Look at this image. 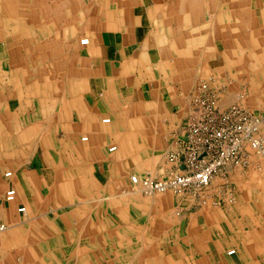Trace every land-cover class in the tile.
<instances>
[{
	"label": "crops",
	"instance_id": "1",
	"mask_svg": "<svg viewBox=\"0 0 264 264\" xmlns=\"http://www.w3.org/2000/svg\"><path fill=\"white\" fill-rule=\"evenodd\" d=\"M12 1L0 0V21H20L14 17ZM51 1L48 6L46 0L44 12L61 1L66 10L62 19L73 10L76 21H47L45 12L46 21H35L34 26L29 23L31 32L47 29L43 43L32 36L27 42V25L17 28L21 37H11L5 23H0V77L14 76L9 81L7 76L0 80V225H8L0 229V264L18 263L19 259L11 261L12 255L21 256L20 264H69L75 251L80 254L82 250L78 240L90 219L94 224L100 220L111 230L120 228L126 217L118 212L128 197L112 195L114 175L123 174L126 164L134 167L130 155L138 150L160 154L165 126L171 130L170 121L184 123L189 95L204 82L195 85L198 57L194 55L197 40L193 37L198 27L206 26L212 31L209 41H221L224 46L231 42L230 33L236 31L230 26L245 24L221 21V12L214 21L215 3H229L230 8L231 0H94V21H80V0ZM232 6L244 13L248 9L246 0H235ZM30 8L34 7L21 6L19 15L24 16ZM61 22L62 33H52L53 24ZM75 23L81 28L75 29ZM250 25L264 24L253 21ZM186 26L191 27L190 32L185 33ZM218 26L225 30L219 31L221 38L214 37ZM86 33L89 45L80 47L79 39ZM188 34L193 41L190 50L183 45ZM213 56L209 67L218 74L217 65L223 58ZM45 57L59 58L61 65L54 66L56 61L50 60L47 66ZM218 84L226 86L222 107H228L231 103L225 98L230 88ZM56 147L60 151L66 147L67 153L73 152L78 159L49 166L38 157L58 153ZM113 147L116 150L111 152ZM148 162L142 161L137 167L141 163L148 166ZM96 165L101 170L97 174ZM104 168L111 173L107 186H102ZM7 173L11 176L6 177ZM12 188L17 191V200L8 204L5 194ZM22 207L26 209L23 216L18 212ZM25 216L31 217L29 221ZM189 243L179 242L178 260L161 258L157 264H201ZM127 246L128 254L117 256L115 264H156L136 253L139 248ZM237 260L230 264H239L238 255ZM98 261L101 263V258ZM221 262L226 264L223 259Z\"/></svg>",
	"mask_w": 264,
	"mask_h": 264
},
{
	"label": "rangeland",
	"instance_id": "2",
	"mask_svg": "<svg viewBox=\"0 0 264 264\" xmlns=\"http://www.w3.org/2000/svg\"><path fill=\"white\" fill-rule=\"evenodd\" d=\"M234 1L231 0L230 8L229 3L224 4L223 2L222 4L221 1L218 4L215 3L216 8L213 15L214 21L221 12L223 13V16L220 17L221 21L245 23L244 26H230L231 31L233 28L236 30L233 35L230 33V43H224L223 46L221 41L215 43L209 41L212 31L209 32L206 26L198 27L197 33L193 37V41L197 40L196 43L194 42V55L198 57L196 58L197 73L194 74V77H197L195 85L197 86L201 81L212 80L217 83H225L230 88L229 95L225 98L228 104L236 103L256 112L261 117V137L264 139V25L256 27L250 25L253 21H262L264 24V0L256 2L258 9L254 8V0H246L245 7L248 9L245 13L243 9L238 10V7L232 6ZM45 2L46 0H13V9L16 12L14 17H18L17 19L20 21H0V23H5L11 37L16 34L21 37L17 28H20L21 24L27 25L25 26L27 27V42L29 43L32 36L43 43L46 39L47 29L37 28L31 32L29 23L34 26L35 21H46V14L48 15L47 21H76L73 10L66 20L62 19V13L65 15L66 10L62 9L61 1H55L53 7L45 10V14L43 11ZM50 3L52 4V1L48 0V6ZM26 5H32L34 8H30L28 12L25 11L27 14L24 16L19 15L20 7ZM35 5L44 6L36 9ZM80 6L84 8V12L81 7L77 11V14L81 16L80 21H94V0H80ZM225 6L228 7L224 8ZM226 15L231 16V19L228 18V20ZM31 20L33 22H30ZM53 25L52 33L61 34L62 22ZM86 26L87 29L90 27L87 23ZM78 27L81 28L75 23L74 28ZM190 28V26H186L185 33L190 32ZM217 28L218 31L214 32V37L221 38L220 34L225 30L221 31L222 27L219 26ZM171 31L173 32V30ZM195 31L196 29H194ZM87 33L79 39L80 47L89 45L82 44V40L85 39L90 42ZM236 33L237 36H235ZM185 40L184 48L190 50V44L193 41H189V34ZM216 45L219 48L217 50L215 49ZM0 46H3V43ZM213 54H218L220 58H223L217 65L220 68L218 74L213 73L209 67V63L214 57ZM58 59L45 57L43 62L50 66V60H55L54 66L61 65L58 63ZM73 60H71V64ZM18 61H20L19 58ZM6 76L7 81L14 77L8 74ZM6 76L0 77L1 82L6 80ZM105 118H109V116ZM172 121H170L172 123L171 130L170 127L165 126L167 132H165L166 137L162 139V147H159L160 154H144L143 150H138L134 155H130L134 167L126 164L127 170H124L123 174L114 175L115 186L112 195L117 193L128 197L125 204L122 205L123 209L118 212L122 217H126L125 222H122L120 228L115 226L111 230L109 225L99 223L100 220L94 224L90 223L92 222L90 219L83 228L84 235L78 240L82 245V250H80V254L79 251H75V254L70 257L69 264H110L108 262L115 264L118 261L117 256L124 258L128 254L127 244L130 248H139L136 253L139 252L140 256L148 257L152 263L156 262L157 264L161 258L168 257L178 260L181 252L177 247L179 242L184 240L191 242L188 247H191L193 254H197L201 264L204 262L207 264L208 258L211 264H223L222 259L226 264H230L233 261L238 262L237 255L239 264H264V244L262 243V240L264 242V156L252 155L247 164L228 167L215 175L210 184L202 189L191 187L184 191L156 192L146 195L131 184L130 179L135 175L141 178L147 176L160 178L164 174L167 168L166 154L174 143L176 132L183 125L179 120ZM49 141L54 143L52 139ZM51 146L55 150L53 144ZM58 148L56 147V149ZM62 150L64 151L62 152ZM67 152V148L64 147L61 151L58 149V153L42 154L38 157H41V161L49 166L60 165L61 162L67 164L73 159H78L76 154L73 155V152ZM153 158L155 160L151 164L150 161ZM142 161H149L148 166L141 163L142 165L137 167L138 163ZM45 163L43 164L45 165ZM163 164L166 168L163 167ZM97 166L96 174L100 170ZM49 169L52 171L51 167ZM104 169L106 172L102 179V186H107L105 184L109 181L111 173L108 168ZM50 180L53 181L52 178ZM5 202L13 203L6 200ZM140 202L144 204L142 207ZM71 203L69 205L72 208ZM21 214L25 215V213ZM30 218L25 216L24 220L29 221ZM118 219L120 221V218ZM1 226L5 225H0V228ZM6 226L8 227V225ZM31 237L33 239V234ZM254 243L256 244L254 245ZM8 253L12 254L15 251L8 250ZM3 254L6 258V249L3 250ZM20 257L12 255L11 261L19 259L16 264H20L22 262ZM98 258H101V263ZM65 261L67 262V259ZM63 264L66 263L63 262Z\"/></svg>",
	"mask_w": 264,
	"mask_h": 264
},
{
	"label": "built area",
	"instance_id": "3",
	"mask_svg": "<svg viewBox=\"0 0 264 264\" xmlns=\"http://www.w3.org/2000/svg\"><path fill=\"white\" fill-rule=\"evenodd\" d=\"M88 45L89 40H83ZM226 86L214 80L201 82L189 95L182 127L166 154L167 168L160 178L132 176L134 187L146 195L208 186L215 175L231 166H243L252 155L264 156L261 117L238 104L222 107ZM7 173L6 177H10ZM12 188L5 200H16ZM25 213V207L19 209ZM1 230L5 226H1Z\"/></svg>",
	"mask_w": 264,
	"mask_h": 264
},
{
	"label": "bare ground",
	"instance_id": "4",
	"mask_svg": "<svg viewBox=\"0 0 264 264\" xmlns=\"http://www.w3.org/2000/svg\"><path fill=\"white\" fill-rule=\"evenodd\" d=\"M115 150H116V148H112V149H111V152H113V151H115Z\"/></svg>",
	"mask_w": 264,
	"mask_h": 264
}]
</instances>
